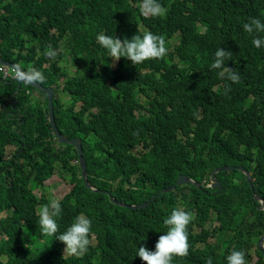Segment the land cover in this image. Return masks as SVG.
I'll list each match as a JSON object with an SVG mask.
<instances>
[{"label": "trees", "instance_id": "1", "mask_svg": "<svg viewBox=\"0 0 264 264\" xmlns=\"http://www.w3.org/2000/svg\"><path fill=\"white\" fill-rule=\"evenodd\" d=\"M140 2L0 0V58L43 73L37 84L53 90L55 128L80 140L92 187L81 177L76 150L57 143L45 95L0 75V213L7 212L0 218V264H145L138 248L155 251L172 210L192 212L200 203L205 213L188 225L189 255L172 264H205L209 257L227 264L233 250L243 251L247 264H264L257 200L264 201V46L256 48L255 34L243 29L250 18L264 22V0H159L167 14L155 18L140 13ZM141 26L164 36L170 58L135 66L122 57L110 68L96 36L131 39L143 35ZM49 47L55 58L45 55ZM218 48L233 53L225 66L239 72L240 83L210 69ZM68 59L71 75L60 66ZM222 167L234 169L216 174L221 189L165 192L180 175L209 183ZM55 168L73 186L60 201V232L80 214L92 221L82 257L64 254L62 242L41 234L37 207L47 201L33 190ZM237 168L250 173L252 185Z\"/></svg>", "mask_w": 264, "mask_h": 264}, {"label": "clouds", "instance_id": "2", "mask_svg": "<svg viewBox=\"0 0 264 264\" xmlns=\"http://www.w3.org/2000/svg\"><path fill=\"white\" fill-rule=\"evenodd\" d=\"M139 10L140 13L145 18L164 17L167 14V9L164 6H162L159 0H141L139 4ZM243 29L249 34H255L252 40V44L256 48H260L264 46V37L259 36L260 33H264V22H262L261 19L250 18L249 22L243 24ZM96 40L102 48L108 51L109 54L108 65L112 69L117 68V63L122 57L130 60L132 64L136 66L149 60L160 61L163 58H170L171 55L170 48L166 47V41L164 36L155 35L152 34L151 32H145L142 36L136 34L131 39L125 38L123 40H121L116 36L112 37L101 33L96 36ZM45 55L50 58H55L57 56V51L49 47ZM232 56L233 53L230 50L225 51L222 48H218L214 53V60L210 65V69L219 70L218 76L220 79L231 81L232 83H240L241 76L239 72L235 68L225 66L226 61L231 60ZM0 59L2 60V58ZM171 59L175 62L173 57ZM7 63L9 64L8 66L2 64L0 65V75L2 80H5L7 78L17 79L20 82L24 83V85H30L31 88H33L35 91H41V93L45 95L47 102H48V95L45 92V90L50 89L52 91V99H53V90L51 87H43L37 84L44 82L45 78L43 76V73H41L35 68H30L27 71H25L19 65L16 66L11 62H7ZM113 66H115V68H113ZM230 91H231V87L230 86L226 87L225 95H227L228 92ZM41 99L44 100V97H41ZM91 110L93 112H96L97 108L92 107ZM59 134L61 135L60 132ZM61 137L63 139H67L62 135ZM55 138L57 143H60L56 135ZM74 139H78V138H74ZM60 144L70 145L68 143H60ZM75 163L78 164L81 168L79 157H78V161ZM81 177H82V169H81ZM188 179L192 181L193 184L190 183L187 185H192L198 188L201 187L202 185L206 186L207 188H212L213 184L218 183L216 181V178L215 181L212 182L211 177L209 183L206 180L202 181V183H196L192 179L190 178ZM180 186H186V185H180ZM217 188H212V189H217ZM93 190L96 191V189ZM144 204H148V203H144ZM205 209H206L205 207L201 206V203L196 204V207L192 212H190L189 210L185 211L182 208H174L171 214L163 221V224L164 226H166L167 231L163 235L159 236L155 244V251L149 250L146 246H141L138 248L137 256L143 262H145V264H172L174 257H180V258L187 257L189 255V249H190L189 238H188V225L192 220L199 222V220L205 213ZM62 212L63 209L59 199H52L50 203L49 202H47V204L42 203L37 207V216H39V227L41 229V234L45 236L55 237V239L62 242L65 245L64 254H67L69 256L82 257L88 251V248L92 243L90 239V234L92 230V221L84 214H80L75 218L74 222L64 232H60V225L57 222L56 218L60 217L62 215ZM2 213L6 214L4 217L7 216L6 211H3ZM263 236L264 234L262 235V237ZM261 238L259 239V241L261 240ZM93 239H95L94 235H93ZM259 241H258V246L260 248ZM98 245H99V241H98ZM262 245L264 247V241ZM226 259H227V264H247V261L245 260V253L243 251L233 250L226 257ZM205 264H212V257H209L205 262Z\"/></svg>", "mask_w": 264, "mask_h": 264}, {"label": "rangeland", "instance_id": "3", "mask_svg": "<svg viewBox=\"0 0 264 264\" xmlns=\"http://www.w3.org/2000/svg\"><path fill=\"white\" fill-rule=\"evenodd\" d=\"M139 30L144 34L145 31L148 32V30L145 28H143L142 26L139 27ZM198 31L199 32H203L204 28L201 26H198ZM63 52L65 53V49H63ZM64 60L67 59H60L59 62H62ZM113 63V62H112ZM100 65V63L97 64V67ZM60 66H63L65 68L66 71H68L69 75L72 74V71L75 69L74 68V64L72 61H70V59H68L67 64H62ZM109 66V65H108ZM111 68V67H110ZM113 68H115V66H113ZM147 70H144L143 72H145ZM142 72V73H143ZM15 78V77H14ZM155 93V91H152L149 95V99H151V96H153ZM37 95V94H36ZM143 102V99L141 100ZM144 111V110H143ZM145 112V111H144ZM138 113L140 114V112H137L136 115L138 116ZM96 137L93 136V140H95ZM90 144L93 145L94 141H90ZM13 151L12 147H8L7 148V153H11ZM64 172V173H63ZM61 172L59 168H55L53 170V176H51V178L45 180L44 184H42L41 187L35 188L33 190V195L40 200L41 198H45V200L47 202H51L52 199H59L60 201L62 200V198L71 190V188L73 187L70 182H69V178H68V174L63 171ZM138 174L137 175H133L132 179L133 182H135L138 178ZM6 214L2 213L0 214V218L4 217ZM250 264H253V262H251Z\"/></svg>", "mask_w": 264, "mask_h": 264}, {"label": "water", "instance_id": "4", "mask_svg": "<svg viewBox=\"0 0 264 264\" xmlns=\"http://www.w3.org/2000/svg\"><path fill=\"white\" fill-rule=\"evenodd\" d=\"M1 64H2V65H5V66H8V65H9L7 62H3V61L0 59V65H1ZM10 67H11V66H10ZM45 92H46L47 95H48L49 122H50V124H51V126H52V128H53L54 134L58 137V141H59L60 143H68V144L72 145V146L75 148V150L77 151L78 157H79V161H80V163H81L82 177H83V179H84L85 185H86V187H88V188H92L91 186H89V184H88L87 181H86V166H85V160H84V158H83V151H82V147H81L80 141H79V139L67 140V139H63V138L61 137V135H60L59 132L56 130L55 125H54V123H53L54 121H53V109H52V91H51L50 89H46ZM233 169H234V168H232V167H222V168H217L216 170H214V171L211 173V181H212V182L215 181V174L220 173L221 171H232ZM237 169L240 170V171H242V172H244V174L247 176V179H248V183H249V185H252V178H251V175L249 174V172H247V171H246L245 169H243V168H237ZM190 183L193 184V182L190 181L187 177L181 175V176L178 177L176 183H175L173 186L167 188V189L165 190V192H166V193H168V192H172V191H174V190L176 189V187H178V186H180V185H187V184H190ZM196 185H197V184H196ZM217 187L221 188L220 185H219V183H215V184L212 185V188H217ZM96 192H98V191L96 190ZM105 194H107V193H105ZM255 198H257V197H255ZM257 200H260V203L262 204V209L264 210V201H263L262 199H258V198H257ZM111 201H112L114 204L116 203V201H114V200H111ZM116 204H117V203H116ZM146 205H147V204H142V205H139V206H130L129 208H130V209H134V210H137V209H143V208L146 207ZM123 206H125V205H123ZM126 207H127V206H126ZM263 241H264V236H263V237L261 238V240L259 241L260 250H261V252H262L263 255H264V247H263V245H262Z\"/></svg>", "mask_w": 264, "mask_h": 264}]
</instances>
